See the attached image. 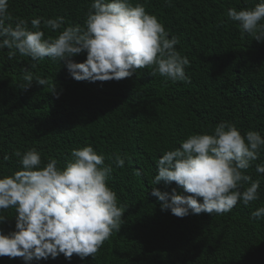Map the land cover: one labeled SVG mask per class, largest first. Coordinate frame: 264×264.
Wrapping results in <instances>:
<instances>
[{
    "label": "trees",
    "instance_id": "16d2710c",
    "mask_svg": "<svg viewBox=\"0 0 264 264\" xmlns=\"http://www.w3.org/2000/svg\"><path fill=\"white\" fill-rule=\"evenodd\" d=\"M92 2L8 0L5 26L25 20L34 31L32 19L63 16L65 23L56 31L42 20L45 38H55L69 25L83 27ZM259 2L132 0L158 17L169 39H179L175 48L190 61L189 82L153 76L151 67L120 81L78 82L64 62L33 61L18 51L9 58L11 50L0 49V176L21 170L17 151L35 148L42 166L55 159L63 167L73 149L92 146L112 165L108 184L125 212L120 232L113 231L95 259L74 254L69 261L61 254L32 264H264V218L251 215L264 206V173L256 171L264 163V148L245 170L252 181H260L259 200L247 206L240 201L222 215L179 218L162 211V202L152 195L153 187L182 191L175 182L155 185L156 162L189 135L210 134L217 124L230 122L242 135L256 131L264 138V42L242 36L239 23L226 15L230 8L251 9ZM86 55L71 59L84 62ZM29 73L30 86L24 78ZM36 78L48 84L39 85ZM116 154L125 158L123 168L113 163ZM2 214L7 220L0 228L5 234L15 231V208ZM0 264L25 262L0 257Z\"/></svg>",
    "mask_w": 264,
    "mask_h": 264
},
{
    "label": "clouds",
    "instance_id": "9594fccd",
    "mask_svg": "<svg viewBox=\"0 0 264 264\" xmlns=\"http://www.w3.org/2000/svg\"><path fill=\"white\" fill-rule=\"evenodd\" d=\"M7 10L8 0H0V49L11 50L9 58L18 51L33 61L50 58L64 62L78 82L120 81L149 67L153 76L159 73L172 82L190 81L185 71L190 61L175 48L179 39H169L163 23L144 4L93 0L83 27L69 25L57 37L47 39L40 30L42 20L45 28L56 31L65 23L63 16L34 18L33 31L25 20L15 27L5 26ZM226 15L239 23L242 36L247 33L264 42V0L251 9L230 8ZM85 52L84 62L71 59ZM24 78L30 86L32 75ZM36 82L48 84L42 78ZM53 94H57L55 88ZM262 148L264 138L259 132L242 135L230 122L217 124L210 134L189 135L180 147L165 152L156 162L155 185L175 182L182 191L173 188L169 193L153 187L152 195L162 202V211L170 210L179 218L202 213L222 215L240 201L247 206L259 200L260 181H252L245 170L258 159ZM15 155L20 157L21 170L0 176V225L7 220L4 210L15 208L16 230L5 234L0 228V257H19L25 264L55 260L61 254L69 261L74 254L80 259H95L113 231L120 232L125 214L108 184L112 165H106L105 156L92 146L73 149L72 159L63 167H58L55 159L42 166L35 148ZM113 163L123 168L125 158L116 154ZM256 171L264 173V163L257 164ZM249 182L241 192L239 189ZM251 215L264 218V206Z\"/></svg>",
    "mask_w": 264,
    "mask_h": 264
}]
</instances>
